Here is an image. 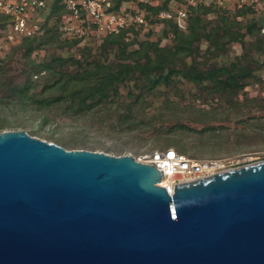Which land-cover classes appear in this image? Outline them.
<instances>
[{
  "label": "water",
  "instance_id": "95a60500",
  "mask_svg": "<svg viewBox=\"0 0 264 264\" xmlns=\"http://www.w3.org/2000/svg\"><path fill=\"white\" fill-rule=\"evenodd\" d=\"M131 155L0 131V264H264V161L171 193Z\"/></svg>",
  "mask_w": 264,
  "mask_h": 264
},
{
  "label": "rangeland",
  "instance_id": "374dc122",
  "mask_svg": "<svg viewBox=\"0 0 264 264\" xmlns=\"http://www.w3.org/2000/svg\"><path fill=\"white\" fill-rule=\"evenodd\" d=\"M217 13L205 15L210 25L215 24ZM232 14L229 12L228 17ZM44 17L52 27L48 11ZM250 17L246 14L241 19ZM163 28V23L151 24L148 30L139 31L137 39L171 45L173 35L163 34ZM181 30L186 31V26ZM132 37L131 33L125 40ZM252 39L245 36L244 41ZM100 43L93 39L70 47L47 44L33 50L29 58L38 63L52 55L61 56L68 61V70L78 63L86 66L88 62L115 60L117 51H103ZM207 46L208 42L201 40L197 57L206 64H229L242 53L240 42L229 43L217 57L204 55ZM134 48L137 44L128 50ZM23 49L19 44L0 41V131L24 130L69 150L88 149L117 156L137 158L171 147L191 158L231 157L238 159L240 166L264 161V50L253 54L262 62V68L255 71L256 81L227 99L210 92L209 82L195 84L180 76L150 90L142 87L140 80L130 79L117 84L116 91H110L100 105L74 113L76 108L68 107V102L46 104L40 111L19 103L25 93L47 96V84L53 81L44 71L28 79Z\"/></svg>",
  "mask_w": 264,
  "mask_h": 264
},
{
  "label": "trees",
  "instance_id": "16d2710c",
  "mask_svg": "<svg viewBox=\"0 0 264 264\" xmlns=\"http://www.w3.org/2000/svg\"><path fill=\"white\" fill-rule=\"evenodd\" d=\"M141 6L146 8L148 14L145 17L151 24L162 21L156 15L166 7V2ZM215 11L220 13H217L215 24L210 25L211 20H207L205 15ZM60 12L61 7L54 4L48 18ZM229 12L233 13V17H228ZM246 14L251 17L242 20ZM7 19L0 14V30ZM186 23V31H182L173 20H163V34L171 32L173 35L171 45L161 46L158 41L150 38L138 40L140 28L109 34L101 39L100 48L103 51L114 48L117 51L116 59L88 62L86 66L76 62L78 65L73 70L67 69L70 67L68 61L61 56L52 55L48 60L38 63L29 57L33 50L47 44L70 47L78 45L80 39L63 38L56 27H45L42 34L21 37L14 45L19 44V47L24 48L23 58L29 71L28 79L44 71L53 81L47 84V89H50L47 96L25 93L19 103L40 111L46 104L68 102V107L76 108L74 113H83L106 101L110 91H116L117 84L130 79L140 80L142 87L149 90L160 84L168 85L173 76H180L195 84L209 82L208 90L220 99L232 97L248 83L256 81L255 71L262 68V62L255 59L253 54L263 53L264 33L260 29L261 19L249 7L228 11L198 5L190 8ZM131 33L133 37L125 40ZM245 36L253 37L252 41L245 42ZM201 40L208 42L204 55L217 57L231 42H240L242 53L229 64H206L197 60ZM134 44H137V48L128 50ZM83 50L88 51L87 48ZM188 58L189 63L186 61Z\"/></svg>",
  "mask_w": 264,
  "mask_h": 264
},
{
  "label": "built area",
  "instance_id": "2783aa9c",
  "mask_svg": "<svg viewBox=\"0 0 264 264\" xmlns=\"http://www.w3.org/2000/svg\"><path fill=\"white\" fill-rule=\"evenodd\" d=\"M166 2L156 18L173 20L180 29L186 26L190 8L198 5L233 11L249 7L261 19V33H264V0H0V14L8 19L0 30V41L14 44L21 37L42 34L50 27L44 14L52 10L54 4L62 12L49 18L63 38L98 40L125 29L148 30L151 23L145 5ZM79 42V43H80ZM135 158V157H134ZM136 160L151 164L161 173V180L167 192L171 193L177 183L189 182L240 167L234 158H191L173 148L144 153Z\"/></svg>",
  "mask_w": 264,
  "mask_h": 264
},
{
  "label": "bare ground",
  "instance_id": "6f19581e",
  "mask_svg": "<svg viewBox=\"0 0 264 264\" xmlns=\"http://www.w3.org/2000/svg\"><path fill=\"white\" fill-rule=\"evenodd\" d=\"M163 182H164V181H163V180H161V181H160V184H163Z\"/></svg>",
  "mask_w": 264,
  "mask_h": 264
}]
</instances>
